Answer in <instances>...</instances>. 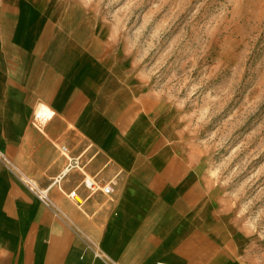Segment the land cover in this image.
<instances>
[{
    "label": "crops",
    "instance_id": "obj_1",
    "mask_svg": "<svg viewBox=\"0 0 264 264\" xmlns=\"http://www.w3.org/2000/svg\"><path fill=\"white\" fill-rule=\"evenodd\" d=\"M92 27L68 0H0V264H252L178 108Z\"/></svg>",
    "mask_w": 264,
    "mask_h": 264
},
{
    "label": "rangeland",
    "instance_id": "obj_2",
    "mask_svg": "<svg viewBox=\"0 0 264 264\" xmlns=\"http://www.w3.org/2000/svg\"><path fill=\"white\" fill-rule=\"evenodd\" d=\"M178 108L187 152L264 264V0H68Z\"/></svg>",
    "mask_w": 264,
    "mask_h": 264
},
{
    "label": "built area",
    "instance_id": "obj_3",
    "mask_svg": "<svg viewBox=\"0 0 264 264\" xmlns=\"http://www.w3.org/2000/svg\"><path fill=\"white\" fill-rule=\"evenodd\" d=\"M65 149V147L63 148ZM25 184L27 185V187L35 194L39 197V199L49 205V196H48V191L47 189H41L37 186V184L32 180L29 179L28 177H23L22 179ZM85 185L91 190V191H97L100 190L103 193L110 195L114 192V186L113 183H108V184H98L97 182L93 181L92 179H85ZM96 253L98 254V252L96 251ZM162 264H166V263H162Z\"/></svg>",
    "mask_w": 264,
    "mask_h": 264
}]
</instances>
